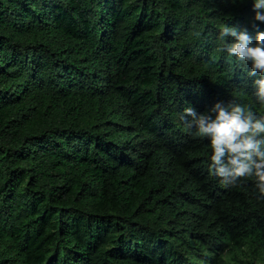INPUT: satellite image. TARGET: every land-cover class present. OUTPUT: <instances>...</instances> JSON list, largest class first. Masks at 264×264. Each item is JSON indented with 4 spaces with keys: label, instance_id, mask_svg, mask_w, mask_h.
<instances>
[{
    "label": "trees",
    "instance_id": "16d2710c",
    "mask_svg": "<svg viewBox=\"0 0 264 264\" xmlns=\"http://www.w3.org/2000/svg\"><path fill=\"white\" fill-rule=\"evenodd\" d=\"M225 24L264 32L252 0H0V264H264L255 179L180 119L264 115Z\"/></svg>",
    "mask_w": 264,
    "mask_h": 264
},
{
    "label": "clouds",
    "instance_id": "9594fccd",
    "mask_svg": "<svg viewBox=\"0 0 264 264\" xmlns=\"http://www.w3.org/2000/svg\"><path fill=\"white\" fill-rule=\"evenodd\" d=\"M252 7L254 21L264 23V0H252ZM218 38L221 52L237 58L242 66L250 65L247 74L257 77L253 80L256 98L264 104V32L257 31L253 39L246 29L225 24ZM180 119L190 133L195 126V136L208 138L211 167L225 187L240 178H254L264 196V115L258 116L249 105L217 101L205 112L188 106Z\"/></svg>",
    "mask_w": 264,
    "mask_h": 264
}]
</instances>
